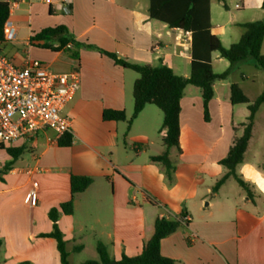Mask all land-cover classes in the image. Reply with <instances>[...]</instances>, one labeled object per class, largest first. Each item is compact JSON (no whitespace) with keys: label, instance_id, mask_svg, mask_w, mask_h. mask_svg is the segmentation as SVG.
Instances as JSON below:
<instances>
[{"label":"crops","instance_id":"0c3cea01","mask_svg":"<svg viewBox=\"0 0 264 264\" xmlns=\"http://www.w3.org/2000/svg\"><path fill=\"white\" fill-rule=\"evenodd\" d=\"M1 1L10 6L6 25L14 38L4 35L0 54L20 67L28 61H39L56 74L79 70L81 89L63 112L72 120L70 147L51 142L53 131L21 140L20 145L11 144V148L26 151L0 179V264H61L56 240L42 235L53 231L49 212L71 200L72 176L90 177L92 184L75 196L73 214H62L58 222L70 264L86 262L76 261L75 257L90 245L98 254L99 243L106 246L112 259L137 256L157 216L181 215L182 227L161 243L165 257L178 264H264L263 165L252 161L242 166L251 196L238 184L241 205L229 214L220 208L221 216L216 217L215 210L204 208L205 199L209 195L220 197L233 178L213 192L227 172L220 162L243 134L249 116L248 106L243 110L232 104L231 90L224 96L218 94L217 82L221 80L215 83V95L209 102V121L205 119L201 89L188 86L184 92L180 150L172 148L169 152L171 174L177 180L174 184L166 166L152 161L166 150L163 137V144L155 137L160 117L155 105H147L131 127L128 121L104 119L106 110H124L131 118L138 77L131 74L135 71L117 65L99 50L135 64H164L176 75L189 77L191 34L152 19L150 0H72L69 15L61 11L64 0ZM210 16L212 33L225 47L240 40L244 31L233 20L227 25H213L212 0ZM59 26L66 27L82 45L78 60L55 51L56 39L52 41L53 49L36 39L44 30ZM237 65L231 75L241 69ZM250 66L258 71L253 64ZM212 67L216 74H222L231 64L214 52ZM235 84L246 95L241 83ZM263 107L257 114L249 147ZM137 121H142L143 133L136 132ZM160 132L165 135L164 129ZM152 151L156 153L150 155ZM33 191L37 193L35 205L31 202Z\"/></svg>","mask_w":264,"mask_h":264},{"label":"trees","instance_id":"16d2710c","mask_svg":"<svg viewBox=\"0 0 264 264\" xmlns=\"http://www.w3.org/2000/svg\"><path fill=\"white\" fill-rule=\"evenodd\" d=\"M223 2L224 0H219ZM211 0H150L149 14L154 20L166 24L169 28L180 29L189 32L192 36L191 48V74L189 77L176 75L167 65L153 67L131 63L120 58L115 53L99 50L107 55L117 65L135 71L139 77L134 83V111L131 118H127L124 110H106L104 119L108 121H128L129 127L140 115L147 105H155L163 113L162 130H165L163 142L166 147L162 155L152 157V161L163 163L169 174L172 165L169 160V152L172 148L180 150V114L181 100L188 86L201 89L204 102L205 119L209 121V102L214 98V85L218 80L227 79L234 66L252 59L255 66L264 71V54L262 45L264 42V21L247 22L242 26L245 29L242 37L237 43L225 47L221 39L212 33L210 16ZM226 7V5H225ZM10 16V6L7 2H0V43L4 42V26ZM36 39L45 41L44 47L52 48L53 39L58 46L55 51H63L73 59H79V49L82 45L75 41L64 26L49 28L40 33ZM70 45V47H69ZM88 49H97L93 46H85ZM218 52L220 56L228 60L231 67L222 74H216L212 67V53ZM231 102L233 105L245 104L249 109V116L244 124L243 134L234 140L227 156L220 162L227 172L218 180L213 187V192H218L226 181L233 177L237 183L251 196L249 185L237 173V168L244 161L249 143L253 137L257 114L264 105V91L253 102L244 94L238 84L231 86ZM61 147L72 145V135L67 133L58 141ZM6 151L12 160L1 175L12 169L14 162L19 159L25 148H6L0 145V151ZM92 184V178L84 176H72L71 178V200L64 203L60 208H54L49 212L53 222V231L43 234L42 237H50L56 240L60 254L61 264H70V254L67 250V242L61 232L58 222L62 214L72 215L74 211V198L77 194L86 191ZM182 215L176 218L157 216L153 222L151 231L143 238L142 251L139 255L130 257L123 255L120 260L109 256L106 246L99 243L97 246L98 260H89L82 264H178L175 260L165 257L161 253L162 241L177 232L182 227ZM79 251L80 248H75ZM20 264H31L23 262Z\"/></svg>","mask_w":264,"mask_h":264},{"label":"built area","instance_id":"2783aa9c","mask_svg":"<svg viewBox=\"0 0 264 264\" xmlns=\"http://www.w3.org/2000/svg\"><path fill=\"white\" fill-rule=\"evenodd\" d=\"M71 5L72 0H64L61 11L69 15ZM4 35L14 38L10 26H4ZM80 89L79 70L56 74L39 61L20 67L0 54V145L15 144L45 131H53L50 141L58 143L71 133L72 120L63 112ZM31 202L37 203L35 191Z\"/></svg>","mask_w":264,"mask_h":264},{"label":"rangeland","instance_id":"374dc122","mask_svg":"<svg viewBox=\"0 0 264 264\" xmlns=\"http://www.w3.org/2000/svg\"><path fill=\"white\" fill-rule=\"evenodd\" d=\"M146 2L148 0H142ZM226 5V7H225ZM212 11L214 18V26H222L227 25L228 21L233 20L235 24H238L241 31L245 32L243 24L247 22L253 21H264V0H224L223 2L219 0H212ZM264 44V43H263ZM262 54H264V45L262 46ZM249 64V65H248ZM255 66V63L252 59H249L245 62L239 63L236 68H241L240 70H235V73L229 76L225 80H221V82H217L218 84V94L225 95L229 94L231 90V86L235 83H241V86L245 90L247 97L251 102L255 101L263 92L264 89V71L258 69L255 70L252 65ZM244 66V67H241ZM241 73L244 74L245 77L242 78ZM137 77L139 75L137 73ZM219 81V80H218ZM222 84H225V87H221ZM195 88V87H193ZM197 89V88H196ZM157 112H159V120H158V128L155 132V137L159 144H163L162 137L163 134L160 132L163 124V113L161 110L156 109L157 107H153ZM239 108L246 110L247 105L241 104ZM133 113V109L129 114ZM261 117L259 119V123L255 130L254 141L251 143V147L248 148L246 155L244 157V162L238 166L237 173L244 179L243 176L244 171L243 167L248 162H256L260 163L264 166V107L262 109ZM241 121V118H238ZM135 130L137 133L144 132V125L142 121H137L135 123ZM21 140L13 145H20ZM11 144H5V147H11ZM156 151V149H153ZM156 152H150V155H154ZM177 155V154H176ZM12 160V157L6 151H0V170L5 167V165ZM175 162V159H174ZM173 184L177 182L175 179L176 176L172 175ZM211 180L207 179L209 183ZM216 180H214L213 184ZM206 189H203L201 192L204 193ZM241 190L240 186L236 182L234 178H231L227 187L223 191V194L220 197H216L215 195H209L205 199L204 208L207 211L215 210L216 217L221 216L220 208H225L226 213L229 214V211L234 207L241 205L237 193ZM210 203H213L210 204ZM224 210V209H223ZM98 254L94 250V245L89 246L87 251L83 253L81 256H76V261H85V260H98Z\"/></svg>","mask_w":264,"mask_h":264}]
</instances>
